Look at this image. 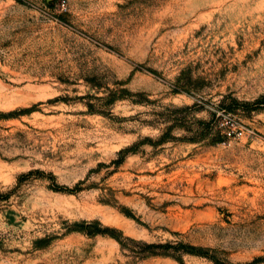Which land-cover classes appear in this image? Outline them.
Here are the masks:
<instances>
[{
  "label": "rangeland",
  "instance_id": "obj_1",
  "mask_svg": "<svg viewBox=\"0 0 264 264\" xmlns=\"http://www.w3.org/2000/svg\"><path fill=\"white\" fill-rule=\"evenodd\" d=\"M0 264H264V0H0Z\"/></svg>",
  "mask_w": 264,
  "mask_h": 264
},
{
  "label": "built area",
  "instance_id": "obj_2",
  "mask_svg": "<svg viewBox=\"0 0 264 264\" xmlns=\"http://www.w3.org/2000/svg\"><path fill=\"white\" fill-rule=\"evenodd\" d=\"M224 133L227 134L228 136H231V135L240 136L242 134V129L237 126L226 127V129L224 130Z\"/></svg>",
  "mask_w": 264,
  "mask_h": 264
},
{
  "label": "trees",
  "instance_id": "obj_3",
  "mask_svg": "<svg viewBox=\"0 0 264 264\" xmlns=\"http://www.w3.org/2000/svg\"><path fill=\"white\" fill-rule=\"evenodd\" d=\"M76 230H78V231H82V228H79V229H76ZM112 236V235H111ZM114 236V235H113ZM115 237V236H114ZM118 239V238H117Z\"/></svg>",
  "mask_w": 264,
  "mask_h": 264
}]
</instances>
